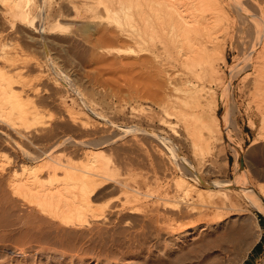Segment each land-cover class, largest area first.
Masks as SVG:
<instances>
[{"label": "rangeland", "instance_id": "obj_1", "mask_svg": "<svg viewBox=\"0 0 264 264\" xmlns=\"http://www.w3.org/2000/svg\"><path fill=\"white\" fill-rule=\"evenodd\" d=\"M99 1L108 2L103 3L111 12L106 14L103 4L94 7V15L80 5L74 9L67 0H33L26 21H16L5 11L11 1L0 0V55L9 52L14 60L12 64L0 60V71L13 78L15 96L31 114L29 129L9 127L10 103L0 95V168L18 173L28 166L31 172L42 171L38 180L42 189L64 187L77 192L78 180L67 181L60 171L48 173L52 166L48 167L61 158L80 174L87 161L69 143L54 149L56 139L65 135L83 141L86 131L88 139L113 138V144L97 150V162L108 165L112 176L109 173L110 179L106 177L90 198L89 210L60 220L54 213L30 214V205L22 201L0 207V245L7 253L0 264H168L173 238L191 224L184 205L198 209L208 203L180 192L184 186H196V176L203 184L243 187L264 204V132L260 131L264 83L254 80L264 75V0H220L225 16L210 25L219 22L226 29L215 27L222 52L213 56L215 72L199 87L207 93L203 117L215 130V141L209 144L188 135L186 127L196 119L174 111L179 97L186 98L182 93L186 86L179 82L186 72L172 63L171 45L164 40L167 47L157 49V59L148 50L151 43L157 48V41L167 37L166 29L154 40L144 35L139 45L124 37L131 32L134 17L126 20L122 12L130 11L126 8L131 5L134 12L136 4L150 6L155 0ZM174 1L198 16L212 19L215 12L205 0ZM114 18L123 22L124 34ZM173 31L179 40L186 35ZM172 102L178 107L172 108ZM167 112L184 120L167 118ZM167 122L174 131L165 127ZM43 126L52 133L38 132ZM10 173L3 176L4 182ZM5 188L0 183V198ZM239 194L242 199L234 201L224 217L249 219L260 238L248 252L238 250L239 255L233 249L226 264H262L264 214L250 208L244 194ZM185 243L178 242V248Z\"/></svg>", "mask_w": 264, "mask_h": 264}, {"label": "bare ground", "instance_id": "obj_2", "mask_svg": "<svg viewBox=\"0 0 264 264\" xmlns=\"http://www.w3.org/2000/svg\"><path fill=\"white\" fill-rule=\"evenodd\" d=\"M10 1H11L10 4L8 3L9 6H7L8 9H6L5 11L6 12L8 11L7 12L8 14L10 13L9 16H11V19L16 21L17 20L26 21L27 9L31 6L30 4L32 3L33 0H10ZM67 1L70 4L74 5L73 6L74 9L79 8L77 6L80 5V8H83L85 12H89L93 14L94 11L96 12L97 10L96 5H100V4H103L104 8L103 7L102 8L106 10L105 11L106 14H108L107 12H111L108 11V8L110 9V7L107 8L106 7L107 5L103 3V2L106 3V1L102 2L98 0L99 2H97V0H95V3L92 4H86L85 0H67ZM129 1H134V0H129ZM205 1L207 2L208 5H211V7H213V9L215 10L212 19L208 18L205 15H200V16L195 15L193 14V12H191L189 8H184L183 7L184 5L177 4L174 0H155L153 4L150 6L149 5L141 6L140 4H136L135 5L136 8L134 12L132 11L133 10L132 5L126 8V10H130V11L122 12L123 14L122 17L125 18L126 20H130L132 17H134L132 30L129 33L124 34L125 33V30L123 28L124 24L122 21H120L119 18H114L113 20L115 21V25L117 24V27L116 26L115 27L118 29L120 34L121 33L124 34L125 38L126 37L129 38L130 39L129 41H131L133 44L136 45H139L143 42L144 35H148L150 37V40H154L155 34L159 33L161 30L166 29L167 37H163V38L161 37L163 41H157L158 43L157 48L155 43H151L153 47L148 50L150 54L157 59V49L160 48L161 50H165L167 47V44L164 40L167 41L168 45H171L170 47H172L174 53L173 55L174 62L172 63H174V65L176 66L182 67L183 69H185L186 72L184 74V77L183 74H181L182 78L179 79V82L181 81V84H183V86L184 85L186 86L185 87L186 90L184 89L182 90V93L185 92L184 94L186 95L185 96L186 98L183 97L182 99V97H179L180 101L177 100L179 98H176L177 102L179 101L178 102L179 110L177 109L174 111H181L180 113L183 116L184 114L185 115L188 114L189 116H191V118L196 119L193 124L186 127L188 135L199 136L204 144H209L210 141L211 142L215 141V135H214L215 130L214 127L211 125V122L208 120V118L203 117L205 109L208 106L206 101L207 93L205 91L200 90L199 87L202 85L203 80L205 79L209 80L210 76L215 72L214 65L212 62L213 56H215L216 54L221 55L222 52L220 50V43L219 41H217V39L214 36L215 27L216 26L219 27L220 30L223 32L226 28L224 29L223 24L219 25V22H222L221 18H224L225 16V9L222 2L220 0H205ZM106 4H108V2ZM95 6L96 8L94 10ZM217 21L219 22L213 26H210L212 23H215ZM174 29H178L186 33V35H184V38L181 40L176 39L177 35L174 34L175 33L173 31ZM156 36H158V34ZM3 53L0 55V60L2 62L4 61L6 63L11 61L10 62L11 64L14 63L12 56L11 57L9 56V52H8L9 57L6 55V53L5 54ZM258 77L259 79L254 78L255 83L258 85H260V83H264L261 82L262 80L264 81V75ZM12 80L13 78L6 76L0 71V95L1 98L6 97L8 99L7 102L10 103L9 106L10 110L7 109V111H9V113L7 114V118L9 120L10 126L8 123L7 126L13 127L14 129L17 130H19V128L20 130L21 128L27 129L29 127L27 123L31 119L30 118L31 114L28 112V109L24 107V105L26 104L23 105V103L20 102L21 100L17 96H15ZM177 102L174 103L172 102L174 104L172 108L175 107ZM3 107L5 108V106ZM170 112L169 113L167 112V116H168L167 118L179 119L178 118L179 116L177 115H180L182 117V115L179 112H177L178 113L176 115L177 117L175 116L173 117V115L175 114H171ZM262 113H263V117L261 119L262 125L260 127V131L263 130L264 132V109L262 110ZM179 120L182 121L184 119L180 118ZM167 123L168 124H164L165 127H167L168 130H170V132L174 131L175 128L172 124H170L171 121L170 123L169 122ZM84 126L85 125H83L82 127ZM14 129L11 128L10 130L14 131ZM39 130L38 132L40 133L45 132L48 135L52 133V130L49 131L48 128L46 129L44 128V126L43 128H41L40 131ZM86 132L84 135L86 139L83 141L81 140L75 141L73 139H70L69 137H66L65 135H62L59 137V139H56L57 141L55 140L56 142L54 144L55 147L54 149H56L58 147L63 146L66 143H69L72 147L75 148V150L77 148V150L82 152L83 160H86L87 163L84 162L86 165H84V163H83L84 166L81 165L82 168L80 170V174H76L75 172L72 171V168L67 167V165H65L64 163L65 161L64 159L62 160L61 158L60 159L58 158V161L55 160L56 157H54V160L57 162L53 163L55 166H53V164L51 165L50 163L48 168L52 166L51 167L52 169L51 170L49 169L47 171L48 173L49 171L50 173H55L56 171L63 172V174H65V179L67 181L78 180L79 183H77L76 185L78 186L79 191L72 192L64 187L63 188L53 187V189H49V188L42 189L39 185L40 181L38 182V180H40L39 175L42 171L39 172L37 170H34L33 167L32 169L35 172L33 170H32L33 172H31V167L28 168V166H25L22 167L18 171V173L15 172L14 170L11 171L12 173L7 172V170L4 169V167H1L0 183L1 184L4 183L6 185L5 188L6 192L4 191L5 194L3 193V195H1L0 198L1 209L2 208L4 209L5 205L8 204V202L13 203L14 200H16V202L22 201L24 202V205L26 204L30 205L28 206L30 207V212H29L30 214L32 212L37 214L54 213L58 217V219L63 218L68 214L71 215L79 214L82 209L89 210L92 207L91 205L92 200L90 198L96 194V191L98 189L103 187V185L106 183L108 178L110 179L108 174L110 173L109 175H111L112 172L111 168H110L111 171L108 169L109 168L108 165L106 166V164L105 165L99 164L97 162L96 159H97V155L99 154V151L97 150L100 147H104L105 145H108L111 142V140H113V138L108 139L109 137L106 136L107 137L106 139V137L104 136L105 139H103L102 137L88 139L87 137H89V133L86 134ZM19 133L21 134V132H18L16 134ZM22 133H24V131ZM53 135L51 134L50 136ZM93 135L95 136V134ZM150 136L153 137L154 135H150ZM22 137H20L21 140ZM154 137L157 138V136ZM262 139H264V136L262 137ZM136 143L138 145V142ZM22 152L24 156L29 158L32 157V155L27 153L25 150H22ZM57 157H60V155H58ZM190 168L191 167H188V169ZM8 173H10L11 175L8 176L4 182L3 176H5ZM16 174H18L19 176ZM196 177H197L196 186H192V187L184 186L182 188V191L180 192L183 194V196L186 197L189 196L193 200H195V198L198 199V202L199 200H201L202 202H206L204 200L208 199L207 200L208 203H203L206 205L202 206V208L199 207L198 209H196L195 207L197 205L193 207V205L186 204L187 206H185L183 204L186 209L185 213L187 214V217L189 216L190 218H192V220H191V224H187V226L183 225L184 227L181 228L182 231L183 230L186 231L183 235H179L173 238L174 241L172 242L173 249L170 251L171 254L169 256L168 264H226L230 252L231 251L234 252L233 249L237 248L236 254L239 255L240 253H238V250H240L243 253L248 252L249 250H251V248L255 245V243H257V241L260 238V234L256 235L255 233H253L252 231L253 229L251 230L252 227L249 224V219L240 218L237 216L235 218L224 217L226 214L229 213L228 212L229 208L233 206L234 201L242 199V196L239 194V192L244 194V197L247 199V203L250 206V208L255 209L259 213L264 214V204L262 203V200L259 197H257L256 193L246 190L243 187H239L238 185H232L231 183H224V182L223 183L214 182L211 185L203 184L201 182V178L199 176ZM232 190L234 191L232 192ZM216 196L218 197L220 196L219 197L220 199L211 200V198L213 197L215 198ZM218 197L216 199H218ZM178 202L180 203V201ZM32 204L33 206H31ZM174 207L175 209L180 208L179 205H175ZM200 208L201 210H199ZM97 217L98 216H95L94 218ZM182 241H185L186 243L185 245H183L185 247L181 249L180 247L178 248L177 243ZM5 250L6 247L3 244L0 245L1 260L2 259L4 260V258H6L5 255L7 253L4 252ZM243 253L241 254L243 255ZM262 264H264V258L262 260Z\"/></svg>", "mask_w": 264, "mask_h": 264}, {"label": "trees", "instance_id": "obj_3", "mask_svg": "<svg viewBox=\"0 0 264 264\" xmlns=\"http://www.w3.org/2000/svg\"><path fill=\"white\" fill-rule=\"evenodd\" d=\"M257 246H258V245H256V246L254 247V249H256V248H257Z\"/></svg>", "mask_w": 264, "mask_h": 264}, {"label": "water", "instance_id": "obj_4", "mask_svg": "<svg viewBox=\"0 0 264 264\" xmlns=\"http://www.w3.org/2000/svg\"><path fill=\"white\" fill-rule=\"evenodd\" d=\"M240 164L242 165V161H240Z\"/></svg>", "mask_w": 264, "mask_h": 264}, {"label": "crops", "instance_id": "obj_5", "mask_svg": "<svg viewBox=\"0 0 264 264\" xmlns=\"http://www.w3.org/2000/svg\"><path fill=\"white\" fill-rule=\"evenodd\" d=\"M253 253V252H252ZM252 257H253V254H252Z\"/></svg>", "mask_w": 264, "mask_h": 264}]
</instances>
